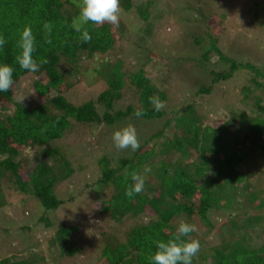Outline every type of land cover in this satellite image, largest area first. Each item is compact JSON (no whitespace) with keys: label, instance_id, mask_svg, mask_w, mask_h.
I'll return each mask as SVG.
<instances>
[{"label":"rangeland","instance_id":"1","mask_svg":"<svg viewBox=\"0 0 264 264\" xmlns=\"http://www.w3.org/2000/svg\"><path fill=\"white\" fill-rule=\"evenodd\" d=\"M141 3L148 9V21L143 22L138 15H130L122 10L120 24L114 28L116 32L112 48L104 55L90 59L83 55L81 61L73 65L71 75L64 77L66 83L72 82V89L68 90L65 82L58 84V91L63 92L66 100L73 105L96 99L107 88L105 80L98 75V69L102 68L100 64H114L119 59L124 85L120 97L113 100L112 113L124 112L127 107H131L132 112L111 126L100 122L86 129L74 124L69 135L56 147H51L57 154L47 159L43 148L15 146L19 154L15 163H18L16 169L21 182L28 183L29 175L37 167L38 161L42 164L46 160L45 163L52 165L58 181L54 185V193L64 202L58 209L45 213L35 197L19 190L20 186L16 184L11 171L3 167V171H0L4 172V176L0 175V260L5 259L12 264L21 258L33 264H108V260L101 255L109 243L112 246L113 237L122 241L124 232L148 227L159 220L158 190L161 187L158 175L171 174L175 163L185 169L187 164L196 161L199 154L213 162L217 156L215 148H205L206 141H201L203 135L217 127H231L234 122V126H237L235 118L241 117L244 111L250 114L254 103L252 97L261 95L259 84L263 80L257 78V82H260L258 85L250 84L253 74L234 66V62L264 67V0H142ZM77 9L79 7L68 12L74 15ZM121 28L124 29L122 36ZM140 69L154 86L153 96L158 97L163 93L165 97L166 106L160 111L161 117L145 119L142 116L137 118L134 114L137 109H142V104L138 90L131 83L130 74ZM230 70L232 76L214 82L209 94H198L201 87L213 82L215 76L212 73ZM35 82L51 83L42 68L37 73L21 76L12 87V101H0V124L5 125L7 116L15 110L18 103L16 95L27 96L22 102L27 109L41 102L33 91ZM188 105H192V108L186 112L182 108ZM102 112L103 108L98 107L100 117ZM190 117L194 119L193 124ZM182 121L188 126L192 124L189 126L191 133L195 127L200 131L201 153L197 154L187 145L176 158L168 145L174 135L182 137L183 133L178 129ZM167 122L168 127L163 133L153 138ZM128 124L137 129L141 147L149 152L147 166L151 167L152 172L147 180L149 189L142 193L146 197L141 213L136 217L125 216L116 220L108 209L112 202L113 205L117 202V198H112L116 193L113 183L109 181L98 193L96 190L99 187L92 184L94 179L102 178L98 166L100 158L107 166L115 168L119 166L120 159L131 156V149L118 151L112 140L113 133ZM221 139L226 141V133L222 134ZM64 152L71 163L72 174H68L61 162L52 164L54 159L63 157ZM166 152L169 153L166 154L168 157L165 155L166 158H162L161 154ZM5 156L0 151V162ZM167 162H171L172 168L164 166ZM215 163L221 174L228 172L225 167L227 162ZM142 169L139 171L142 172ZM122 173L124 171L119 172ZM239 173L245 180L242 178L240 184L244 191L241 197H237L235 205L224 204L225 218L210 214L214 224L211 229L197 217L192 220L198 231L192 233L191 237L200 241L201 255L218 244L235 241V234L241 228L235 231L220 228L229 226L231 221L242 223L248 216L262 217L261 223L244 230L246 236L250 235L253 239L250 246L255 248V245L264 244V157L261 153L246 159ZM114 184L119 187L118 182ZM27 188L32 190L31 187ZM218 188L223 193L226 191L225 186ZM234 191L229 189L228 194L234 197ZM193 199L197 200L198 194H194ZM255 206L257 209L253 208ZM100 209H103V213ZM118 213L119 210L116 211ZM181 218L185 219L182 216L174 220L175 227H178ZM194 260L198 262L196 264H210L212 257L202 261V257L197 256Z\"/></svg>","mask_w":264,"mask_h":264},{"label":"trees","instance_id":"2","mask_svg":"<svg viewBox=\"0 0 264 264\" xmlns=\"http://www.w3.org/2000/svg\"><path fill=\"white\" fill-rule=\"evenodd\" d=\"M141 1L121 0V8L130 15H138L143 22H146L150 15ZM79 3L80 0H0V35H3L7 41L3 49L0 50V64H8L14 68V85L17 84L21 76L30 73L20 68L15 57L19 53L16 45L20 34L25 27H31L36 37V51L33 53V57L37 61L42 57L49 61L41 68L50 77L51 82L50 85L33 83V91L39 96L38 99L41 102L32 109H27L22 104L16 103L15 110L6 118V124H0V151L6 155L0 162V171H3V167L5 170H10L12 176L15 177L16 184L20 186V188L18 187L19 190L21 189L23 194L26 193L35 197L45 213L58 209L64 202L54 193V185L58 181L55 179L52 165L45 163L46 160L42 164H39L38 161L37 167L29 175L28 183L24 184L21 182V177L16 169L18 163H15V159L19 154L15 146L33 149L43 148L46 150L47 154L44 157L47 159L56 153V150L51 149V147H56L59 141L64 140L74 124H80L86 129L93 127L94 124H100V122L106 126H111L132 112V108L127 107L124 112L112 113L113 100L120 97V91L124 85V74L119 59L114 64L100 62L102 68L99 66L101 70L98 69V75L105 80L107 88L96 99H90L80 105H73L66 100L63 92L58 91V84L66 83L65 75H71L73 65L80 62L83 55L86 56V59L96 55H104L113 46V37L116 31L114 30L115 26L110 24L95 26L89 23L85 25L84 27L92 39L89 43L82 42L80 38L82 32H77L72 27L73 20L79 16V10H75L74 15L68 12L69 9L78 7ZM45 22H50L53 25L50 37L51 44L44 42L43 25ZM119 31L122 36L124 29L121 28ZM234 66L253 74L254 77L250 84L258 85L260 82H257V78L263 80L259 85L262 89L260 96L264 97V67L260 68L251 63L235 62ZM66 67L69 69L66 70ZM143 73V69H140L138 72L130 74L131 83L138 90L142 109L146 112L142 117L145 119L161 117L163 116L162 113L155 111L149 103V98L154 97V86ZM212 75L215 76L213 82L208 86L201 87L198 94H209L212 91L213 83L217 80L230 78L232 70L215 72ZM50 86H53L52 89ZM66 88L72 89V82L66 83ZM260 96H251L254 107L252 106V110L249 111L250 114L244 111L241 113V117L235 118L236 123H239L237 126H234V122L231 127L226 125L217 127L203 135L201 141H206L205 148L211 150L215 148L217 156L213 162L199 154L201 153L199 151L200 131L197 127L193 129L192 133L189 131V126L194 123V119L190 117L192 124L189 126L183 121L179 124L178 129L183 135L186 132V136L177 137L174 135L172 137L168 145L172 150L171 152H173L174 157L178 158L188 145L199 154L198 158L195 162L187 164L185 169L175 163L173 165L174 171L171 174L168 172L165 175H158L161 187L158 190L160 204L157 209V216L159 220L148 227L132 228L128 232H124L122 241H117L113 237L111 239L114 241L111 243L112 246L108 242L109 244L103 249L101 255L108 260V264H149V257L157 250L155 242H167L174 239L177 230L174 220L182 216L185 219H181L189 223H192V220L197 217L210 229L214 225L210 220V214L225 218L226 204L228 206L229 204L235 205L237 197H241L244 191V188L240 187L243 178L242 174L239 173L241 164L258 152L264 157V98ZM158 98L164 101L165 97L163 93H160ZM0 101L11 102L12 89L8 92H0ZM98 107L103 108L101 117L98 113ZM191 108L192 105H188L182 109L187 112ZM166 127H168V122L152 137L160 136ZM230 128L231 131H229ZM224 133H226V141L220 140ZM226 149L228 151L225 152ZM241 149L243 152H240ZM166 154L169 155L167 152L161 154L162 158H166ZM148 157L149 152H145L143 147H140L136 152H132L131 156L120 159L119 166L117 165L115 168L107 166L102 161L103 158L98 160L102 178L94 179L92 185L99 187L96 190L98 193L99 189L102 190V187L109 181L113 183L116 193L112 198H117L115 200L117 202L115 203L116 206L113 205V202L108 206L112 218L120 220L125 216L136 217L141 213L146 196L141 193L128 198L125 196V190L133 184L130 174L133 171L140 172L139 169H144ZM215 161L227 162L225 167L228 172L224 175L221 174L222 172L216 169ZM60 162L68 174L73 173L71 163L66 159V154L59 159H54L52 164H59ZM167 163L164 166L167 169L172 168L171 162ZM120 171H124V173L119 174ZM1 173L0 175L4 176V172ZM150 176L151 174H149ZM114 182H118L119 187H116ZM148 183L149 181L146 182L145 189H149ZM221 186L226 188L224 193L218 188ZM248 186L252 185L248 184ZM26 187H31L32 190L26 189ZM229 189H235L236 195L234 197L228 194ZM246 193L248 192L246 191ZM194 194H198L197 200L193 199ZM224 197L226 198L223 199ZM253 208L257 209L256 206ZM117 210H119L118 214H116ZM99 211L103 213V209ZM248 217L242 223L231 221L227 227L224 225L221 227L218 224L221 230L232 229L235 231L238 228L241 230L239 233H233L237 238L235 241L223 242L221 245L211 247L205 255L199 254L198 256L202 257V261H206L211 256L210 264H264V244L255 245V248H252L250 244L253 243V239L250 235L246 236L247 232H244L248 227L253 228V226L261 223L262 217L260 215ZM196 263L198 262L193 258V264ZM0 264L12 263L4 259L0 260ZM13 264L33 263L21 258Z\"/></svg>","mask_w":264,"mask_h":264},{"label":"clouds","instance_id":"3","mask_svg":"<svg viewBox=\"0 0 264 264\" xmlns=\"http://www.w3.org/2000/svg\"><path fill=\"white\" fill-rule=\"evenodd\" d=\"M79 7V16L73 20L72 27L77 32H82L80 37L82 42H91V35L84 27L91 23L95 26L110 24L119 26L121 19V0H80L77 5ZM45 32L44 42L51 44V33L53 25L50 22H45L43 25ZM7 43L5 37L0 35V50ZM19 53L15 57L16 63L20 68L30 72L37 73L42 65L49 61L46 58H40L39 61L34 59L33 53L36 51V37L34 36L31 27H25L17 41ZM14 68L8 64H0V92H8L12 89L15 81ZM27 98L23 94L16 95L15 99L19 104ZM149 103L154 107L155 111L159 112L165 108V102L158 97H150ZM137 118L146 114L144 109H137L134 113ZM112 140L115 148L118 151L131 149L136 152L141 147L137 129L132 125L116 130L113 133ZM43 150V149H42ZM150 166H145L142 172L133 171L131 180L133 184L125 190V196L132 198L145 191V184L151 174ZM198 228L195 224L182 220L176 230L174 239L167 242L156 241V252L149 257V264H193V258L197 257L201 244L198 239L192 238L191 234L197 232ZM186 238V239H185Z\"/></svg>","mask_w":264,"mask_h":264}]
</instances>
